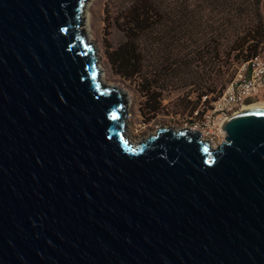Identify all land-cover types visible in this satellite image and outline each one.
Returning a JSON list of instances; mask_svg holds the SVG:
<instances>
[{
  "label": "water",
  "instance_id": "95a60500",
  "mask_svg": "<svg viewBox=\"0 0 264 264\" xmlns=\"http://www.w3.org/2000/svg\"><path fill=\"white\" fill-rule=\"evenodd\" d=\"M90 2L0 0V264H264V108L133 142Z\"/></svg>",
  "mask_w": 264,
  "mask_h": 264
},
{
  "label": "trees",
  "instance_id": "16d2710c",
  "mask_svg": "<svg viewBox=\"0 0 264 264\" xmlns=\"http://www.w3.org/2000/svg\"><path fill=\"white\" fill-rule=\"evenodd\" d=\"M200 1L209 12L196 18L178 1L171 5L167 0H124L119 17L126 40L109 54V62L114 73L141 86L149 114H157L159 104L151 103L161 97L157 90L163 92L169 84L191 86L200 101L212 94L217 95L210 101L216 100L238 64L264 54V0H250L247 7V0ZM200 7L202 11L203 4ZM240 16L246 24L240 23ZM209 29L206 43L195 39L196 32L198 36ZM232 57L229 75L224 67ZM193 65L202 70L195 72V80L189 75Z\"/></svg>",
  "mask_w": 264,
  "mask_h": 264
},
{
  "label": "rangeland",
  "instance_id": "374dc122",
  "mask_svg": "<svg viewBox=\"0 0 264 264\" xmlns=\"http://www.w3.org/2000/svg\"><path fill=\"white\" fill-rule=\"evenodd\" d=\"M167 1L171 5L174 1H178L185 11L193 12L196 18H201L209 12L206 4L200 0ZM249 1L247 0L244 6L247 7ZM215 2H220V0H215ZM190 3H193L192 7H188ZM123 4L124 0H91L87 10L85 31L87 30L88 38L93 43L96 56L99 58L101 80L104 84L114 86L126 94L129 103L126 120L127 135L133 142L142 143L150 136L156 135L162 127L174 130L176 128L181 129L180 126L184 123L185 115L197 108L201 101L198 98V91H194L191 86L183 87L179 84H169L163 92L157 90L158 93H161V97L158 99V103L153 101L151 105L159 104V109L157 114H149V106L146 105L147 100L141 91V86L135 81L126 80L114 73L108 56L126 40L121 26L122 21L119 17ZM202 4L201 11L200 6ZM217 18L218 16L215 17V19ZM239 21L243 24L247 23L245 16H240ZM211 31V29L202 30L198 36L196 32L195 39L199 38L201 42L206 43L208 33ZM224 33L228 36L227 31H224ZM229 62L224 69L229 68V75H231L234 67L231 64L235 62V59L232 57ZM190 70L192 73L189 75H193V80H195V72H202L195 65ZM215 95L217 94H212V98ZM256 105H264V99L258 101Z\"/></svg>",
  "mask_w": 264,
  "mask_h": 264
},
{
  "label": "built area",
  "instance_id": "2783aa9c",
  "mask_svg": "<svg viewBox=\"0 0 264 264\" xmlns=\"http://www.w3.org/2000/svg\"><path fill=\"white\" fill-rule=\"evenodd\" d=\"M204 96L197 108L185 115L181 129L197 132L213 148L226 138L223 124L235 113L264 99V57L257 55L236 66V74L221 96L214 101Z\"/></svg>",
  "mask_w": 264,
  "mask_h": 264
},
{
  "label": "bare ground",
  "instance_id": "6f19581e",
  "mask_svg": "<svg viewBox=\"0 0 264 264\" xmlns=\"http://www.w3.org/2000/svg\"><path fill=\"white\" fill-rule=\"evenodd\" d=\"M90 4V3H89ZM89 4H88V6H89ZM88 6H87V8H86V19H87V10H88ZM86 24H87V20H86V23H85V26H86ZM84 26V27H85ZM86 32H87V30H86ZM88 34V33H87ZM88 36V35H87ZM89 39V38H88ZM90 41V40H89ZM92 43V42H91ZM101 79V78H100ZM251 108H264V105H256V104H254V105H252V106H247V107H245V109H243V110H246V109H251Z\"/></svg>",
  "mask_w": 264,
  "mask_h": 264
},
{
  "label": "crops",
  "instance_id": "0c3cea01",
  "mask_svg": "<svg viewBox=\"0 0 264 264\" xmlns=\"http://www.w3.org/2000/svg\"><path fill=\"white\" fill-rule=\"evenodd\" d=\"M262 56L264 57V54Z\"/></svg>",
  "mask_w": 264,
  "mask_h": 264
}]
</instances>
